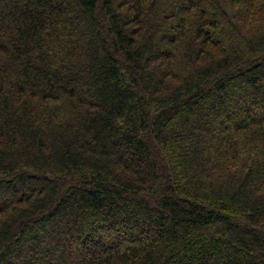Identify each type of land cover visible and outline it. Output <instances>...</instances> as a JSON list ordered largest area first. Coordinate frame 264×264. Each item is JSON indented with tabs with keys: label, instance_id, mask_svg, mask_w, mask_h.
<instances>
[{
	"label": "trees",
	"instance_id": "obj_1",
	"mask_svg": "<svg viewBox=\"0 0 264 264\" xmlns=\"http://www.w3.org/2000/svg\"><path fill=\"white\" fill-rule=\"evenodd\" d=\"M0 264H264V0H0Z\"/></svg>",
	"mask_w": 264,
	"mask_h": 264
}]
</instances>
